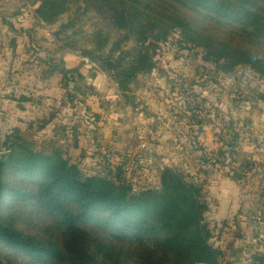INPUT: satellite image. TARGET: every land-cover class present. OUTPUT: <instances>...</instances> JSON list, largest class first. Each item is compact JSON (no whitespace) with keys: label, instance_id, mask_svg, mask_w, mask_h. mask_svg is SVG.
Wrapping results in <instances>:
<instances>
[{"label":"rangeland","instance_id":"rangeland-1","mask_svg":"<svg viewBox=\"0 0 264 264\" xmlns=\"http://www.w3.org/2000/svg\"><path fill=\"white\" fill-rule=\"evenodd\" d=\"M2 2H17L15 10L21 11L15 17L17 24L9 16L3 19L6 32L0 55L9 88L2 96L28 98L29 104L39 107L50 99L42 94L53 93L56 98L53 107L43 106L46 113L21 132L24 140L36 151L49 152L58 145L64 148L65 157L85 177L113 176L115 168L123 166L134 193L158 188L165 168L179 172L189 183L203 186L204 220L211 230L210 244L221 250V264H248L255 253L264 255V241H258L264 230L262 80L247 68H237L232 75L218 72L204 60L202 49L184 45L174 32L154 52L152 72L138 75L122 92L105 72L81 58L82 50L94 51L86 42L94 41L97 32H111L109 23L95 13L81 16V1L70 5L51 26L37 13L39 3ZM120 34L112 32L107 37L105 54ZM132 47L129 42L122 50ZM81 62L82 87L77 93L67 88L68 95L76 99L69 104L59 88V76L51 75L44 64L70 68ZM25 76L34 84L29 97V86L22 83ZM57 90L61 93L56 96ZM5 101L6 105L15 103ZM0 114L6 112L0 110ZM50 116L56 119L55 125L49 126L51 121L46 127L38 126L39 120L48 124ZM62 127L68 129L70 142L57 145L53 137ZM75 127L80 140L75 138L74 149L71 131ZM9 133L1 131V140ZM232 144L237 154L229 156L226 146ZM219 150L226 159L223 166H214L211 159ZM232 168L243 169V179L228 178L226 173ZM11 260L36 264L23 256Z\"/></svg>","mask_w":264,"mask_h":264},{"label":"trees","instance_id":"trees-1","mask_svg":"<svg viewBox=\"0 0 264 264\" xmlns=\"http://www.w3.org/2000/svg\"><path fill=\"white\" fill-rule=\"evenodd\" d=\"M27 1L40 4L37 13L46 25L55 24L79 1L81 16L93 12L108 22L111 32H97L94 41L86 42L94 51L82 50L81 58L105 72L122 92L138 75L152 72L154 52L174 32L184 45L202 49L204 60L218 72L232 75L247 68L264 82V0ZM112 32L121 34L105 54ZM129 42L133 47L122 50ZM44 65L59 76L70 104L75 97L66 90H81L84 64ZM0 99L18 106L31 101ZM52 119L48 124L39 120L38 126L46 127ZM21 132L15 127L4 141L0 138V264H14L11 258L21 256L36 264H221V250L210 244L204 220L202 185L165 168L158 188L134 193L123 166H115L113 176L85 177L58 145L67 141L68 129L54 135L58 146L49 152L36 151ZM76 145L77 139L74 149ZM228 147L226 154H237L233 144ZM213 156L214 166L224 165L225 153ZM229 173L233 181L245 175L241 168ZM248 264H264V255L255 253Z\"/></svg>","mask_w":264,"mask_h":264},{"label":"crops","instance_id":"crops-1","mask_svg":"<svg viewBox=\"0 0 264 264\" xmlns=\"http://www.w3.org/2000/svg\"><path fill=\"white\" fill-rule=\"evenodd\" d=\"M2 1L4 0H0V45L3 43L4 41V34L6 32V28L3 25V19L6 16H9L12 20V22L14 24L16 23L15 17L18 16L21 11L20 10H15V5H19L17 2H13V3H9V4H4ZM3 52V51H2ZM3 55H0V97L2 98L4 94L8 93V88H9V84L5 81V76H4V71H5V65L3 63L2 60ZM76 65L70 66V68L75 67ZM29 77L25 76V80L24 82H22L24 85H28V93H26L29 97V93H32V89H33V83H32V78L28 79ZM40 80V79H38ZM42 81H40L41 83ZM6 87V91H3L2 89ZM46 91V89H45ZM61 92H59L58 90L54 92V94L57 96V94L59 95ZM53 95V93H48V94H42V96H46L47 98H50L45 102H43L41 105L45 106V108L48 107H53L54 104V99L55 96H51ZM58 106L60 107H64V104L62 102H58L57 103ZM21 106V108H20ZM20 106L17 105V103H14L13 105H6V101L0 99V110L6 112V114H0V130L2 132H8L10 131L12 128H19L21 131H24L25 128L30 124V123H34L35 121H37L38 118H40L44 113V107H39L37 105L32 106V104H22L20 103ZM41 110V111H40ZM47 112H52L51 109H48ZM66 110L62 111L61 114H65ZM60 114V112H59ZM69 115H65V118H68ZM56 119H52V122L49 126L51 125H55ZM53 130L50 131V133H52ZM78 135V134H77ZM72 138V137H71ZM78 140H80V136L77 137ZM65 143H69L70 141L67 138V141H64ZM62 143V142H61ZM79 143V142H78ZM81 143V142H80Z\"/></svg>","mask_w":264,"mask_h":264},{"label":"built area","instance_id":"built-area-1","mask_svg":"<svg viewBox=\"0 0 264 264\" xmlns=\"http://www.w3.org/2000/svg\"><path fill=\"white\" fill-rule=\"evenodd\" d=\"M260 240L264 241V230L262 231L258 241H260Z\"/></svg>","mask_w":264,"mask_h":264}]
</instances>
